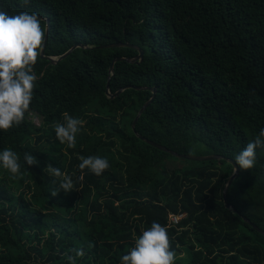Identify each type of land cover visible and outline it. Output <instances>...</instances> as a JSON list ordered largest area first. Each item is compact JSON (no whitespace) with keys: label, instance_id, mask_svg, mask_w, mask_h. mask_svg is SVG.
<instances>
[{"label":"trees","instance_id":"16d2710c","mask_svg":"<svg viewBox=\"0 0 264 264\" xmlns=\"http://www.w3.org/2000/svg\"><path fill=\"white\" fill-rule=\"evenodd\" d=\"M0 9L35 11L46 31L50 22L30 110L0 130V152L22 165L13 179L0 164V264H70L73 248L85 252L76 264H121L153 221L168 227L174 264H264V148L252 169L234 165L264 128V0H0ZM116 59L127 61L111 74ZM65 112L85 121L74 148L55 134ZM25 152L38 163L24 164ZM91 155L110 167L80 180V157ZM49 165L74 190L52 196ZM171 214L185 216L173 226Z\"/></svg>","mask_w":264,"mask_h":264},{"label":"clouds","instance_id":"9594fccd","mask_svg":"<svg viewBox=\"0 0 264 264\" xmlns=\"http://www.w3.org/2000/svg\"><path fill=\"white\" fill-rule=\"evenodd\" d=\"M23 3L27 5L30 0H23ZM42 19L44 18L39 17L35 11H19L10 15L0 9V130L7 131L14 126H20L30 110L38 80L33 68L37 63L39 50L43 48L42 42L45 39L44 43L47 41L46 45L48 44L50 33L49 20L46 31V27L42 26L44 23ZM62 115L63 122L54 125L56 137L61 144L74 148L76 136L83 129L85 121L67 112ZM258 148H264V128H261L255 139L235 155L234 165L240 170L252 169L256 164ZM23 160L28 166L38 163L36 157L29 152L24 153ZM80 160L78 165L81 172L80 180H83L85 169L100 176L110 167L108 160L98 155L81 156ZM0 164L12 174L13 179L22 175L20 157L15 151L6 148L0 152ZM47 169L49 174L59 181L58 188L51 192L52 196H56L60 191L67 194L74 190V181L69 175L51 165ZM184 216L171 214L169 219L171 224L176 226L178 224H174L172 219L178 218L180 222ZM91 247L93 245L90 243L89 248ZM69 251L75 254L67 257L70 264H76V258L85 255L82 248H73ZM175 258L176 253L170 247L168 227L153 221L149 228L141 229V234L134 237V246L121 257V264H174Z\"/></svg>","mask_w":264,"mask_h":264},{"label":"water","instance_id":"95a60500","mask_svg":"<svg viewBox=\"0 0 264 264\" xmlns=\"http://www.w3.org/2000/svg\"><path fill=\"white\" fill-rule=\"evenodd\" d=\"M46 43H47V41L44 43L43 48H42V51H41V56H42V58H46L45 55H44V54H45ZM123 46H124V45H123ZM114 47H122V45H111V46H107V47H105V48H114ZM77 48H80V46H74L73 49H72L70 52H68L67 54H65V55L62 56L61 58H59L58 61H55V60L52 59V58H49L48 60L52 63V65H56V64H58L59 62H61L62 60H65L68 56H70L71 53H72L73 51H75ZM142 59H143V53H141V55H140L139 57H137L135 60H133V61H128V62H129V63H132V64H135V63L141 61ZM120 61H127V60H124V59H117L116 61H114V63H113L112 66H111L110 73H114V66H115V64H116L117 62H120ZM109 90H110V89H109V86H108V93H107V94H109ZM153 92H154V94L156 93L155 90H153ZM153 100H154V98L151 99L148 103H146V105H145V106L143 107V109L140 111V113H139L137 119L135 120V122H137V121L139 120V118L141 117V115L144 113V111L146 110V108H147V107L153 102ZM151 144H152V143H151ZM152 145L156 146L155 144H152ZM156 147L160 148L159 146H156ZM174 155H176V154H174ZM185 158H187V159H189V160H193V161H209V160H212V159H213V157H185ZM237 174H238V171H237L236 174L233 176V178L230 180V182H229V184H228V187L232 184V182H233V180L235 179V177H236ZM228 187H227V188H228Z\"/></svg>","mask_w":264,"mask_h":264},{"label":"rangeland","instance_id":"374dc122","mask_svg":"<svg viewBox=\"0 0 264 264\" xmlns=\"http://www.w3.org/2000/svg\"><path fill=\"white\" fill-rule=\"evenodd\" d=\"M54 59L59 60V58H54ZM31 121L33 123H35L38 127H42L43 126V118L40 117L38 114H32L31 115ZM174 164L177 167H182L184 165V163L182 161H176V162H174Z\"/></svg>","mask_w":264,"mask_h":264},{"label":"built area","instance_id":"2783aa9c","mask_svg":"<svg viewBox=\"0 0 264 264\" xmlns=\"http://www.w3.org/2000/svg\"><path fill=\"white\" fill-rule=\"evenodd\" d=\"M172 221H173L174 224H178L179 219L178 218H173Z\"/></svg>","mask_w":264,"mask_h":264}]
</instances>
